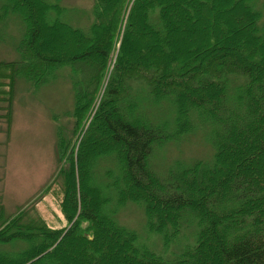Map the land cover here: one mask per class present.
I'll use <instances>...</instances> for the list:
<instances>
[{
  "label": "trees",
  "instance_id": "1",
  "mask_svg": "<svg viewBox=\"0 0 264 264\" xmlns=\"http://www.w3.org/2000/svg\"><path fill=\"white\" fill-rule=\"evenodd\" d=\"M52 8L62 9L58 1L0 0V22L18 11L27 24L19 45L24 59L0 61L9 77L0 82L10 111L17 76L40 83L66 64L76 74L74 126L70 135L60 129L59 165L42 190L59 194L68 222L54 227L42 217L25 219L26 209L4 218L0 239L30 245L0 253V264H70L66 242L84 258L78 264H264V33L252 0H96L90 33L50 20ZM182 22L188 30L177 27ZM137 24L147 36L138 48ZM45 31L69 34L73 48H49ZM136 85L152 102L175 104L173 131L140 110ZM194 111L215 125L214 159L178 162L162 178L150 165L151 152L193 130ZM110 153L120 172L104 185L96 165ZM232 154L238 163H228ZM57 177L60 187L53 188ZM110 185L120 203L144 204L149 228L166 242L197 222L195 244L174 262L139 246L137 233L106 209Z\"/></svg>",
  "mask_w": 264,
  "mask_h": 264
},
{
  "label": "rangeland",
  "instance_id": "2",
  "mask_svg": "<svg viewBox=\"0 0 264 264\" xmlns=\"http://www.w3.org/2000/svg\"><path fill=\"white\" fill-rule=\"evenodd\" d=\"M56 2L62 7L61 10L52 8L49 12V19L53 20L57 17L81 28L85 33H90L92 23L94 22V7L96 0H48ZM252 4L260 13L258 25L260 33H264V0H252ZM130 8V7H129ZM129 11V9H128ZM126 13V18L128 16ZM241 16V17H240ZM175 17L180 21L178 14ZM242 18V15H236L233 20ZM236 22V26L241 25ZM140 24V22L138 21ZM126 22L122 24L124 31ZM187 25L182 22L178 24V28L187 29ZM27 28L23 15L18 11H11L10 14L0 22V61L23 60V53L19 47L21 40ZM134 38L139 42L135 47L138 48L141 42L147 41L144 31H139V25L132 27ZM194 29V28H193ZM188 30V29H187ZM48 38V46L51 49L69 50L72 49L74 39L67 33L62 32L58 36L50 31L44 32ZM182 35V34H181ZM188 39L187 35H184ZM45 40V39H44ZM45 43V42H44ZM76 43V42H75ZM136 51V48H134ZM116 51L113 55L115 57ZM10 71L9 68H6ZM76 74L72 71L69 64L61 66L54 77L40 83L29 80L25 75L21 74L16 77L15 96L12 106L16 107L18 112L17 121L28 120L32 124L35 131L33 139L36 143L35 152L39 159L46 158L48 182L52 179L53 174L59 165V149L58 142L60 138V129L62 134L70 135L74 126V113L76 105L75 89L73 87V77ZM9 79L3 73H0V81L7 82ZM134 94L142 98L141 108L149 119L156 123H167L168 130L173 131L176 126V107L175 104L166 98L158 103L150 101L146 95L140 94V85L135 86ZM7 104L6 101H4ZM8 105V104H7ZM11 111V110H10ZM193 119L196 121V127L188 131L178 138H172L163 143L155 145L150 155V165L152 169L162 178H166L170 169L174 168L178 162L184 166L192 165L196 160H204L212 162L215 154V144L212 133L215 125L210 120L202 121L196 111L193 112ZM105 135L106 132L104 131ZM16 134L22 138L27 137L30 142L29 132L22 131L17 128ZM100 137V136H99ZM247 138V135H245ZM248 139V138H247ZM245 140V139H244ZM246 148V142L242 144ZM246 146V147H245ZM235 150V149H234ZM233 150V151H234ZM228 163H238V159L234 158V154L228 157ZM236 159V160H235ZM39 166V163H38ZM98 171L97 176L99 182L106 185L113 181L114 176L120 172V164L115 158L114 153L106 154L98 160L96 165ZM58 178V179H57ZM53 188L60 187V177H57ZM60 189V188H59ZM110 195V200L106 205V209L112 212L114 218L127 228L137 233V244L142 247H148L162 258L169 262L177 260L181 253L189 245L195 244L197 240V232L199 226L193 221L188 226H184L182 231L170 242H166L162 232L152 230L148 225V216L145 206L140 201H128L120 203L118 201L114 186H106L104 188ZM61 191V189H60ZM47 195V196H46ZM18 201L13 198L8 190L4 193L0 202V224L3 219L18 213L24 207H18ZM28 204V203H27ZM26 204V205H27ZM26 217H42L47 223L54 227H61L67 224L68 220L60 205V196L53 189L47 193L41 192L36 196L26 208ZM30 243L22 238L15 240L0 239V253H14L29 247ZM217 248V244L212 245ZM64 249L70 253L72 260L70 264L79 262L84 263V258L80 257V252L69 242L64 244ZM113 258L118 254L115 244H112Z\"/></svg>",
  "mask_w": 264,
  "mask_h": 264
},
{
  "label": "crops",
  "instance_id": "3",
  "mask_svg": "<svg viewBox=\"0 0 264 264\" xmlns=\"http://www.w3.org/2000/svg\"><path fill=\"white\" fill-rule=\"evenodd\" d=\"M2 85L0 82V202L8 190L19 202L18 207L22 208L48 182L46 158L38 160L32 124L27 119L17 121L18 112L14 105L9 111ZM17 128L29 132L30 142L25 136L19 138L21 135L16 134Z\"/></svg>",
  "mask_w": 264,
  "mask_h": 264
}]
</instances>
